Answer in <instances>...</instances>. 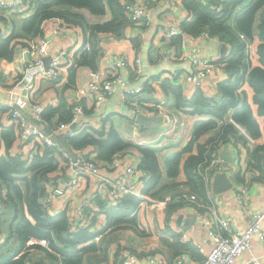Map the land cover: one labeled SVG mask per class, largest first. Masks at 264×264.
I'll return each mask as SVG.
<instances>
[{
    "label": "crops",
    "instance_id": "0c3cea01",
    "mask_svg": "<svg viewBox=\"0 0 264 264\" xmlns=\"http://www.w3.org/2000/svg\"><path fill=\"white\" fill-rule=\"evenodd\" d=\"M133 1L141 2L142 0ZM207 1L202 0V2ZM33 11L34 8L31 5L12 11L0 10V37H6L16 27L19 28L22 20ZM83 12L90 22L109 18V15L101 18L85 10ZM150 15L152 24L144 31L128 23L122 37L113 32H100L101 53L97 58V70L86 66L78 68L73 83H70L69 69L75 60L77 49L84 42V32L79 25L67 23L60 18L46 20L43 24L44 34L28 41V46L17 44L12 59L0 58V157L8 154L20 155L29 164L34 155L43 151L46 146L33 138L21 137L19 126L13 121L8 107V103L16 99L15 103L20 106L22 117L50 137L52 140L50 146L57 151L58 167L49 173L46 193L41 198L44 207L51 215L66 211L73 229L88 227L91 232L100 231L99 240L93 239L88 242L95 243L97 249L85 254L83 264H147L146 257L149 255L162 257L168 264L175 257L182 255L190 264H200L214 245L208 229L197 216L195 220L190 221L196 215L194 207L184 205L169 217L166 206L142 203L137 213L140 224L138 229L127 227L114 230L113 227L107 228L110 207L105 201L98 200L96 203H91L82 214L78 211L85 194L91 189L90 175L81 174L76 186L69 187L77 169V161L81 156L95 158L104 169V173L111 178L121 171V167H112V162L98 159L93 145L83 149L74 148L69 140L71 132L77 134L83 129L91 131V129L103 127L109 130L112 123L122 137L132 144L121 153V158L136 163L138 177L143 181L149 173L139 167L142 157L136 146L155 150L165 170L166 158L182 150L192 138L195 121L206 118L195 114L191 107L179 108L175 94L169 87L164 86L163 81L169 80L172 84L179 85L183 95L192 97L198 87L185 80L187 73L192 71V57L199 56L213 60L227 58L232 51L231 45L216 36L201 38L189 49V57L165 60L161 58L163 55L177 54V42L181 36L177 35L172 40L165 39L161 25L169 17L183 22L191 18V13L185 6L184 0H161L152 8ZM41 38L47 40L44 59L52 57L50 64L54 61L59 62L63 67L64 76L55 80L38 77L34 80L32 87H29L23 80L24 61L38 54V42ZM252 43L251 61L255 64L257 62L254 56L256 41ZM120 54L129 58V65L116 69L125 84L118 83L113 94L100 106H95L93 95L86 87L94 78V74H97L99 79L105 78L114 69L115 56ZM136 56L140 57L141 64L138 73H135V66L132 64ZM177 68L183 73V77L174 81L169 77V72ZM228 77L229 73L225 68L215 71L206 78L204 87L201 89L207 96L216 97L219 95V82ZM140 85H145L142 100L147 110L143 114L153 119L148 124H140L133 120L131 107L126 98L128 91ZM244 88L248 98L251 99L253 91L247 85ZM9 90H13L11 94ZM33 102L42 103L44 108L58 107L62 102L68 107L79 103L83 107V112L79 114L76 126L71 128V122L65 125L57 123L58 114L51 122L35 115L32 109ZM258 119L263 127V117L258 116ZM10 129L12 132L8 133ZM218 131L219 127L207 131L201 135L199 142H206ZM6 132L8 137L13 136L9 146L6 145V138L3 136ZM263 141L264 134L259 140L248 138L250 145ZM223 151H228L233 158L229 174L234 186L219 194L211 191L210 198L205 202L217 205L221 212L234 217L236 229L245 230L249 225L251 212L264 208V179H256V172L249 169L245 147L241 148V156L238 148L232 143L222 145L219 155ZM191 153H197V148L194 147ZM191 153L184 155L182 166L185 158ZM239 171L242 172V181L236 180V174ZM165 181L172 180L165 179ZM173 181L180 185L174 187V191L171 192L187 189L186 186L181 185L186 181L183 167ZM241 185L246 189L245 192L240 193V197L238 188H241ZM6 192L7 189H4L3 194L5 195ZM11 222V213L1 204L0 246L15 240L11 231ZM261 227L264 230V218L261 221ZM183 232L187 234V240L182 238ZM27 252V264H60L59 260L52 259L42 249L28 248ZM130 254H135L138 259L132 261L129 258ZM256 257L264 259V238L260 236H254L251 239L250 249L239 255L234 264H248Z\"/></svg>",
    "mask_w": 264,
    "mask_h": 264
},
{
    "label": "trees",
    "instance_id": "16d2710c",
    "mask_svg": "<svg viewBox=\"0 0 264 264\" xmlns=\"http://www.w3.org/2000/svg\"><path fill=\"white\" fill-rule=\"evenodd\" d=\"M34 11L22 20L19 28L6 36L0 37V58L12 59L17 44L28 46V41L44 34L43 24L51 18H60L67 23L79 25L84 32V41L90 42V50L75 56L69 69L70 83H73L78 68L86 66L97 70V58L101 53L100 32H113L122 37L129 19L124 13L122 0H29ZM191 13V18L182 22V31L196 34L205 29L210 35L228 42L232 51L225 61L224 68L229 77L218 84L219 95L207 96L201 88L188 98L183 95L179 85L164 80L163 84L176 96L179 108H193L199 116H205L195 121L192 138L180 151L166 158L165 170L160 164L155 150L137 145L141 153L139 167L147 170L149 175L143 180V192L153 198H166L183 191L198 194L208 201L211 189L206 176L213 174L207 170L213 151L220 149L226 143L234 144L240 151L247 149V162L250 169L256 172V179H264V141L255 145L248 143V138L259 140L264 134V124L261 126L258 116L264 119V0H184ZM107 19L90 22L83 12ZM256 41L254 56L257 62L251 61V44ZM245 85L252 91L248 98ZM58 114V124L70 123L73 117L72 107L62 102L58 107H45L41 118L51 122ZM221 123V124H220ZM219 127L218 133L206 142H199L201 135ZM12 130H8V133ZM3 134L6 145L12 142V137ZM74 148L83 149L90 145L95 147L96 156L100 160L113 161L132 144L126 141L117 128L111 123L109 130H81L70 136ZM197 153H191L193 148ZM56 149L45 146L36 153L28 164L20 155L0 157V201L12 215L11 231L15 240L0 246V264H27L28 248H39L60 264H83L85 254L97 249L95 243L89 244L95 235L89 228L73 229L66 211L56 215L48 213L41 201L46 193V183L49 173L58 167ZM186 153L189 154L183 163ZM181 167L186 174V181L181 185L187 189L175 192L179 183L173 181L178 176ZM242 172L236 174V180L242 181ZM165 179H171L166 182ZM7 189L6 194L3 190ZM144 202L134 195H125L116 205H108L109 223L107 228H139L138 210ZM0 204V205H1ZM184 202H169L166 205L170 217ZM112 228V230H113ZM31 238L46 239L48 246L34 243L28 246ZM81 247H77L80 246ZM106 251L105 249H103ZM59 256V257H58ZM41 264V263H33Z\"/></svg>",
    "mask_w": 264,
    "mask_h": 264
},
{
    "label": "built area",
    "instance_id": "2783aa9c",
    "mask_svg": "<svg viewBox=\"0 0 264 264\" xmlns=\"http://www.w3.org/2000/svg\"><path fill=\"white\" fill-rule=\"evenodd\" d=\"M161 0H142L135 2L133 0H122L124 13L130 21V24L136 28L144 31L146 27L152 24V17L150 12L152 8L159 4ZM29 0H0V10L12 11L24 6L29 7ZM163 36L167 40L174 39L180 35L177 42V54L171 56L165 54L161 58L165 60H175L189 57V49L194 46L197 40L201 38H209L212 35L205 29L192 35L182 31V22L176 18L169 17L165 23L161 25ZM47 48V40L41 38L38 42V54L31 56L24 61L23 80L29 87H32L36 78H44L47 80H55L64 76L63 67L59 62L54 61L49 64V68H45L44 55ZM90 42L84 41L77 49L76 56L90 50ZM135 66V73H138L141 68L140 57L133 58ZM226 62L221 60H213L199 56L192 57V71L187 73L185 80L190 81L198 88L204 87L206 78L215 71H221ZM129 65V58L124 54L116 55L114 59V69L108 75L99 79L97 74L87 85V90L93 95V102L95 106H100L108 97H110L115 86L119 83L125 84L120 74H117L116 69L119 67ZM169 77L178 81L183 77V73L179 68L171 70ZM13 90H9L10 94ZM145 91V85H140L132 91H128L126 98L131 107L132 118L136 121V117L140 113H146L145 102L142 100V94ZM15 102L16 99L8 103L11 111V117L19 126L21 137L26 139L33 138L41 145H52V140L43 131L38 129L28 120L22 117L20 106ZM32 109L34 114L41 117L44 106L40 102H33ZM73 117L72 123H77L79 114L83 112L81 104L77 103L72 107ZM65 125V123H61ZM70 135H73L71 132ZM219 150L213 151L210 164L207 170L212 171L213 174L206 176V181L211 189V182L215 172L220 171L224 165V161L220 158ZM112 167H121V171L117 176L111 178L104 173V169L98 164L95 158L81 156L77 161V169L73 178L69 183V187H75L81 174H87L92 177V185L89 192L83 198L82 204L79 206V213H83L86 207L91 203H96L98 200L105 201L108 205H116L120 198L125 195H134L144 200L143 203H148L158 206H166L171 202H184L186 206L195 208L197 218L206 226L210 236L214 241L212 249L206 253L200 264H234L236 259L244 251L250 249L251 239L254 236L264 238V230L261 227V221L264 218V208L259 211H253L250 214L249 225L245 230L235 228L236 222L234 217L221 212L214 203H207L198 194L191 191H183L174 196H167L166 198H153L143 192V181L138 177V166L136 163L124 160L121 154L116 155L111 163ZM250 169V168H249ZM247 169V170H249ZM231 170V169H230ZM229 170V171H230ZM238 188L240 196L241 192H245V187ZM212 191V190H211ZM241 197V196H240ZM100 234H96L94 239H100ZM182 238L187 240V234L183 232ZM40 243L43 246H48L46 239L31 238L27 241L28 245ZM129 258L136 261L138 257L135 254H130ZM143 259V258H142ZM147 264H168L162 257L157 255H149L146 257ZM169 264H190L188 260L179 255ZM248 264H264V259L256 257Z\"/></svg>",
    "mask_w": 264,
    "mask_h": 264
},
{
    "label": "water",
    "instance_id": "95a60500",
    "mask_svg": "<svg viewBox=\"0 0 264 264\" xmlns=\"http://www.w3.org/2000/svg\"><path fill=\"white\" fill-rule=\"evenodd\" d=\"M51 59L52 57H46L44 59L46 69L49 68ZM152 120V117L146 116L143 113L138 114L136 117V121L140 124H148ZM75 126L76 123H72L70 125L71 128H74ZM220 158L224 161V165L222 166V169L220 171L215 172L213 175L211 190L214 194L222 193L234 186V183L229 174V170L231 169L230 164L233 161L232 155L228 151H223L220 155ZM195 219L196 215H194L190 221Z\"/></svg>",
    "mask_w": 264,
    "mask_h": 264
}]
</instances>
